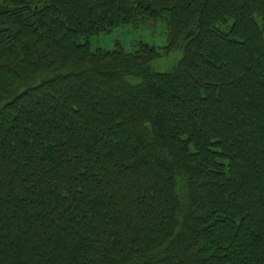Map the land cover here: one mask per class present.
<instances>
[{
  "label": "trees",
  "instance_id": "16d2710c",
  "mask_svg": "<svg viewBox=\"0 0 264 264\" xmlns=\"http://www.w3.org/2000/svg\"><path fill=\"white\" fill-rule=\"evenodd\" d=\"M0 264H264V0H0Z\"/></svg>",
  "mask_w": 264,
  "mask_h": 264
},
{
  "label": "rangeland",
  "instance_id": "374dc122",
  "mask_svg": "<svg viewBox=\"0 0 264 264\" xmlns=\"http://www.w3.org/2000/svg\"><path fill=\"white\" fill-rule=\"evenodd\" d=\"M140 42L156 47L167 45V26L165 22H144L138 25H122L107 33H102L90 39L93 49H112L119 44L126 51H133ZM182 51L176 50L167 58L152 64L155 70L164 72L173 66L181 57Z\"/></svg>",
  "mask_w": 264,
  "mask_h": 264
}]
</instances>
